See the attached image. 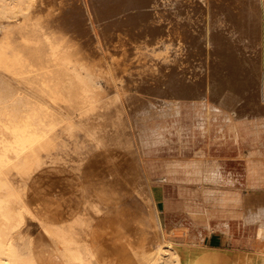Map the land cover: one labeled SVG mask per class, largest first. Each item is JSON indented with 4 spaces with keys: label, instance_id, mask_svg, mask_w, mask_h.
Masks as SVG:
<instances>
[{
    "label": "rangeland",
    "instance_id": "rangeland-1",
    "mask_svg": "<svg viewBox=\"0 0 264 264\" xmlns=\"http://www.w3.org/2000/svg\"><path fill=\"white\" fill-rule=\"evenodd\" d=\"M39 1L42 0H36L35 4L26 7L24 15L33 11L34 7H39L45 12L44 14L55 13L56 15L58 13L66 16H63L64 29L80 41L82 46L90 49L87 66H75L78 75L88 85V95L96 94L94 97L95 106L101 110L109 111L111 118L109 116V121H101L102 124L96 125L97 131L101 128L103 130L98 131V134H101L99 136L96 131V135L91 136L84 129L78 130V137L83 140L80 144L75 135L73 138L71 137L72 131L76 129L74 117L66 112L58 100H55V104H58L55 115L60 116L61 129L59 130L58 124L54 126L52 122H48L47 140L31 149L25 165L20 169L23 185L27 187L40 183L50 188L47 193L53 189V192L54 190L55 193L57 192V198L64 201L77 197V194L83 190L90 192L95 185L113 182L116 171L129 170L137 166L143 167L144 171L142 170V172L145 177L143 185L148 184L153 191L160 220L167 234L176 238L183 237L185 236L184 231H180L176 227L181 223L185 226L191 224L194 235L201 238L200 241L210 247L255 249L256 237L251 236L250 226L245 225L241 218L229 217L226 232L224 229L208 232L201 226L206 219L203 211L205 204L200 199L192 197L185 199V196L187 193L196 195L199 188V184L190 175L193 172L192 169H197L195 172L197 176L201 178L202 182H206V175L209 172L204 170L206 168L202 164V160L210 153L217 160L219 171L224 179L229 181L226 189L230 193L246 196L248 199L264 197V172L259 155L257 150H249L252 138L264 134V101L259 102L257 99L264 93L263 17L260 16L259 24L252 28L254 36L245 33L230 36L235 41L239 40L237 45L235 44L236 48L239 47L241 51L244 49L242 53H238L232 46L227 51H221L219 46L223 48V39L225 38H218L217 35H205L204 32H201L202 23L195 19L196 16H194V20L187 21L188 23L186 22V25L183 26L192 32V35H189L185 42L178 44L172 37V31L169 30L173 27L171 23H174L172 14L177 12L184 16L189 13V9L173 7L172 0V2L169 0H156V2L145 0L149 7H140L142 11L146 8L145 10L151 12L149 13L151 14L150 18L158 13L165 16L162 17L164 24L160 21L161 27L157 26L152 29L154 30L152 34L142 29L150 22L149 14L144 17L143 21H140L139 15H137V21L110 20L109 16L117 15L121 7L111 6L113 3H108L107 0L108 7H100L101 5L97 3L99 0H78L81 4H77L79 7H70L67 6V3L66 6L57 5V1L52 0L43 3L47 4L46 7H43V4L40 7L37 6ZM236 1H230L229 7L226 10H221L220 13H212L210 20L211 26H214L213 33H220L216 28L223 23L225 25L222 26L224 29L221 31L222 34L239 31L241 27L231 26L237 24L242 15V11L237 8ZM163 2H167L165 3L166 7ZM167 4L169 5L167 6ZM82 8H85L87 12L86 19L83 17ZM137 8L133 7L134 11ZM72 9L76 11V14ZM246 9L248 8L246 7ZM256 10L257 13L261 12L259 8ZM3 11V7H0V49L2 42H6L8 35L6 33L10 27V21L3 16ZM184 12L186 13L184 14ZM230 12L238 15L237 20L230 17ZM75 15L82 16L83 19ZM21 17L19 16L18 20ZM146 18L148 19L146 20ZM249 20H247V28L244 29L250 32V23L253 24V22ZM167 21L170 23L168 24ZM139 29L141 32L136 33ZM124 31H130L132 34L127 35ZM117 32L125 33L124 37L121 33L123 41L117 37ZM121 43L125 44V55ZM207 44L218 48L219 51H207L205 49ZM180 45L184 48V52L176 51ZM258 60L262 62L258 63ZM113 61H118L119 64L128 63V74H134L133 76H138L144 82L139 87L140 90L134 86L129 88L131 93L140 95L145 99L144 101H131L127 105L122 99L114 98L113 91H119L122 79L113 83L105 73ZM180 76L186 78L188 83L179 82L178 77ZM236 78L242 79L241 82L237 83ZM209 80L212 84L208 82ZM205 92L216 95L210 99L198 95V93ZM224 93L235 95L244 93L246 98L241 99L240 106L237 104L239 101L235 100L232 101L233 104L230 107H225L218 101L221 94ZM197 103L201 104L196 107ZM198 109L199 112L217 110L219 118L226 124H222L219 128L215 127L214 131L204 134V137L198 129L192 133H184L178 129L177 125H174L176 122H184V124L193 122L195 119L193 120L191 117L192 112ZM150 110L162 111V114L163 111L169 112L171 123L153 124L150 131L139 134L135 127V120L144 119L143 116L147 112H151ZM243 120H246L244 125L241 123ZM104 123L111 129L107 125L105 127ZM169 127H173V131H163L164 128ZM175 127L179 131H175ZM103 128L105 131L108 129L106 132H110L109 135ZM228 129H231L232 132H228ZM101 131L104 132V136L106 134L109 137L112 134L111 139L110 137L108 139L107 136L104 137ZM100 136L102 139L105 138L102 141L106 146L108 145L107 148L110 147V152L112 148L115 149L114 146L116 147L115 151L111 152L114 160L119 163L116 168L107 165L108 160L103 155H101L104 158V160L102 158V163L100 160L97 163L92 162L96 153L91 154L90 151L98 147ZM113 137L114 140H112ZM108 141H113V146ZM185 143L186 146L180 148ZM174 162L178 164H175L177 170L174 175H170L167 165ZM155 176L158 179H154ZM97 200L98 197L93 194L88 198V201L93 205L97 203ZM46 214L47 212L40 207L24 213L22 221L10 239V249L15 254V258L10 264H16L18 258L28 255L31 240H36L44 248L53 250L63 261H66L65 254L80 256L85 250L91 254L96 246H100V243L94 239L73 240L62 227L53 224ZM214 222L215 218H210V223L214 224ZM232 226L234 227L232 228ZM106 231L112 232L113 229ZM64 252L66 253L64 254ZM132 264L140 263L133 260ZM142 264H151L150 258H145Z\"/></svg>",
    "mask_w": 264,
    "mask_h": 264
},
{
    "label": "bare ground",
    "instance_id": "bare-ground-1",
    "mask_svg": "<svg viewBox=\"0 0 264 264\" xmlns=\"http://www.w3.org/2000/svg\"><path fill=\"white\" fill-rule=\"evenodd\" d=\"M35 1L0 0V7L4 9L3 16L10 21V27H8V33H6L8 34L6 42H2V48L0 49L2 52V55L0 54V264L12 263L15 254L10 249L11 236L22 221L24 213L37 207L46 211L53 224L62 227L73 240L88 241L94 239L100 243V246H96L91 254L85 250L80 256L65 254L66 252H64L66 261H63L53 250L44 248L36 240H31L28 255L18 258L16 264H132L133 260L142 264L145 258H150L151 264H264V197L248 199L246 196L230 193L226 189L229 181L224 179L219 171L217 160L210 153L202 160V164L206 168L204 170L209 172L206 175V182H202L201 178L197 176V173H195L197 169L191 168L193 172L189 174L199 184V188L196 195L187 193L185 199L187 197L197 198L205 204L203 211L206 219L202 222L203 225L201 223L200 225L208 232L218 229H224L226 232L229 217L241 218L245 225L250 226L251 236L256 237V248L253 250L246 248L242 250L235 247L230 249L210 247L202 243L201 238L194 235L191 224L185 226L181 223L176 227V229L184 231L185 236L183 237L176 238L167 234L160 220L153 191L148 184L143 185V182H145L143 180V178L145 179L142 172V170L144 171L143 167L139 168L137 166L129 170L116 171L113 182L95 185L90 192L83 190L77 194V197L64 201L57 198V192L55 193V190L53 192V189L49 191L50 193H47L50 188L40 183L27 187L23 185L20 169L25 165L31 149L47 140L48 122H52L54 126L58 124L59 130L61 129L60 116L55 115L58 107L55 100H58L66 112L74 117L76 129L72 131L71 137L73 138L75 135L77 142L80 144L83 140L78 137V130L84 129L91 136H95L96 132L98 134V131L102 130L99 127L97 131L95 129L96 125L102 124L101 121H109L111 115L106 109L101 110L95 106L94 97L96 94L93 96L88 95L89 87L78 75L75 68V66H87L90 49L82 46L80 41L64 29L63 16L66 17L64 14L63 16L58 13L56 15L55 13L44 14L45 12L41 8L34 7V10L28 13L29 15H24L27 10L26 7L35 4ZM52 1H57V5L62 4L64 6L67 3V6L70 7H79L77 4H80L78 0ZM152 1L156 2V0ZM172 1L173 7H186V9H189V13L184 16L177 12L172 14V22L174 23H171L173 27L169 30L172 31V37L178 44L185 42V39L192 35V32L183 28V26L186 25L187 21L194 20V16H196V20L202 23L203 29L201 32H204L205 35H217L218 38H225L223 39V48L219 46L221 51L229 50L230 46L236 48L235 44L239 40L235 41L234 38L230 37L232 35L245 33L254 36L252 28L259 24L260 16L264 19V0H237V8L242 11V15L240 21L231 26L241 27L239 31L222 34L221 31L224 30L222 26L225 25L223 23L216 28L220 33H213L214 26H211L210 20L212 13H220L221 10H226L229 7V2L235 0ZM47 2L49 0L39 1L37 6ZM107 2L113 3L111 5L113 7H121L117 15L109 16L110 20L137 21V15H139L140 21H143L144 17L151 13L145 10L146 8L143 11L140 10V7H149L145 0H107ZM107 2L106 0L97 1L101 5L100 7H108ZM43 5V7L47 6V4ZM170 5L172 6V4ZM133 7L139 8L134 11ZM162 7H164L163 4ZM256 8L261 9V12L257 13ZM250 9L252 10L249 11ZM72 11L76 14L74 9ZM82 14L86 19L88 15L85 8H82ZM229 14L233 20H237L238 15L236 13L230 12ZM150 15L149 19L146 18L150 22L142 29L152 34L154 33L152 29L160 26V21L163 23L162 17L165 16L158 13V15L150 18ZM19 16H22L20 20H18ZM77 17L81 18L82 16ZM248 19L253 22V24L250 23V32L244 29L248 26ZM166 29L168 31V28ZM193 31L195 30L193 29ZM124 32L127 35L132 34L130 31ZM124 32H121L123 37ZM140 32L141 29L136 31V33ZM121 33L117 32L116 35L123 41ZM150 33L147 34L150 35ZM124 45L122 50L125 55ZM205 49L210 52L219 51L218 48L209 44L205 46ZM176 51L184 52V48L180 45ZM236 51L242 53L244 49L241 51L237 47ZM262 51L264 52V45ZM261 60H258V63ZM131 62H129V65H131ZM127 64H119L118 61H113L107 67L105 73L113 83L122 79V86L119 87V91H113V96L115 99H122L125 104L129 105L131 101L142 102L145 99L129 91L130 86L139 89L144 82L138 76L128 74ZM241 80L235 79L237 83H240ZM178 81L182 84L188 83L186 78L181 76L178 77ZM210 83L212 84V82ZM198 95L210 99L212 96L215 97L216 94L205 92L198 93ZM245 98L244 93L236 95L224 93L221 94L218 101L221 104L223 103V106L230 107L233 104L232 101H239L237 102L239 105L241 99ZM257 99L259 102L264 101V93L258 96ZM200 104L195 105L197 107ZM234 106L236 107V103ZM150 111H146V115L143 116L144 119L135 120V127L139 134L150 131L153 124L163 123L166 125L170 122L169 112L163 111L162 114V111ZM216 111L199 112V109L193 110L191 116L193 120L195 119L193 122L191 121L189 124L176 122L174 125H177L178 129L184 133H192L198 129L204 137V134L214 131L217 126L219 128L222 124H226V122L221 121ZM241 123L246 124V120L241 121ZM106 125L105 127L108 126ZM103 129L105 131V128ZM174 130L176 131L177 128L175 127ZM163 131L171 132L173 127L164 128ZM227 131L232 132L231 129ZM102 133L104 136V132ZM99 135L101 134L99 133ZM105 136L107 135L105 134ZM109 137L111 139L112 134ZM100 138L98 147L90 151L91 154L96 153V157L92 162L97 163L100 160L102 163V158L106 157L108 160H106L108 162L106 164L116 168L119 163L114 160L111 154L113 141H108L112 145H109L112 148L110 152V147L107 148L108 145L106 146L102 141L105 138H101V140ZM252 139L249 150H257L264 172V134ZM112 140H114V137ZM185 146L186 143L180 148ZM114 148L116 149L115 146ZM175 164L178 165L177 162L167 165L170 175L176 173L177 166ZM154 179H158V177L155 176ZM91 194L98 197V204L93 205L88 201ZM212 217L215 218L214 224L210 223ZM104 229H113V231L110 232Z\"/></svg>",
    "mask_w": 264,
    "mask_h": 264
}]
</instances>
